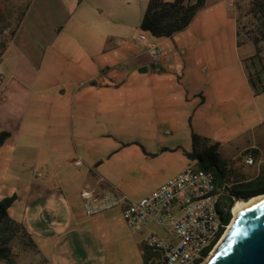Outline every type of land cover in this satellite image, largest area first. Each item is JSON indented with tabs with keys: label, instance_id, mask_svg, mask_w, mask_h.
Returning <instances> with one entry per match:
<instances>
[{
	"label": "crops",
	"instance_id": "0c3cea01",
	"mask_svg": "<svg viewBox=\"0 0 264 264\" xmlns=\"http://www.w3.org/2000/svg\"><path fill=\"white\" fill-rule=\"evenodd\" d=\"M149 1L32 0L0 58V130L11 132L0 146L8 178L0 198L17 195L11 208L21 209L38 248L47 246L49 264L107 263L103 234L124 217L120 208L87 216L84 189L125 193L113 172L125 162L127 174L170 168L155 190L192 165L183 149H193V131L218 142L227 162L220 148L240 142L245 127L233 125L251 108L244 80L252 97L264 94L254 95L247 78L235 0H206L171 37L140 28ZM139 34L167 58L152 62ZM127 125L134 135H118ZM166 126L177 134L164 136ZM241 154L246 164L255 157L257 171L235 176L227 162L229 186L264 176V149Z\"/></svg>",
	"mask_w": 264,
	"mask_h": 264
},
{
	"label": "built area",
	"instance_id": "2783aa9c",
	"mask_svg": "<svg viewBox=\"0 0 264 264\" xmlns=\"http://www.w3.org/2000/svg\"><path fill=\"white\" fill-rule=\"evenodd\" d=\"M137 38L144 44V53L152 62L167 58L161 45L152 43L144 34ZM254 161L255 157L249 154L246 162L252 164ZM226 186H229L226 182L218 186L212 173L189 165L184 172L169 178L139 200L125 193L99 194L95 189H84L83 207L87 216L120 208L129 227L144 229L146 264H195L199 259H202L199 264H203L230 225L223 223L220 213L221 195ZM153 226L160 227L164 233ZM223 227L215 245L204 255V249Z\"/></svg>",
	"mask_w": 264,
	"mask_h": 264
},
{
	"label": "trees",
	"instance_id": "16d2710c",
	"mask_svg": "<svg viewBox=\"0 0 264 264\" xmlns=\"http://www.w3.org/2000/svg\"><path fill=\"white\" fill-rule=\"evenodd\" d=\"M32 0H27L25 8L22 10L19 23L11 31V38L15 35L26 11ZM206 5V0H150L143 16L140 28L150 33L154 37H171L175 33L185 29L192 22L197 12ZM246 5L248 9L243 12L241 0H237L238 13H235L237 22V43L243 45L251 41L256 48L253 55L244 57L243 63L247 78L254 95L264 93V55L261 43L264 41V0H250ZM247 19L244 24L249 27L248 37L242 39V19ZM8 28V25L1 24L0 34ZM1 36V35H0ZM10 38V39H11ZM8 40L0 39V58L8 45ZM11 136V132L0 130V146ZM193 149L191 151L183 149L185 155L192 161V165L197 169L213 174L215 183L223 186L227 181L228 168L218 149L219 143L213 142L208 137H203L196 132H192ZM264 190V176L252 178L244 181H236L226 189L221 195L223 207L220 209L221 219L224 224H229L232 220V207L236 200L250 199ZM17 199V195L6 196L0 200V261L14 264L13 247L11 241L18 235L28 238L31 245L36 247L34 239L27 227L9 216L8 210ZM224 227L218 233L217 238L204 249L203 254L217 242L223 233ZM147 250L145 247V260ZM199 259L195 264H199ZM146 264V261H145Z\"/></svg>",
	"mask_w": 264,
	"mask_h": 264
},
{
	"label": "rangeland",
	"instance_id": "374dc122",
	"mask_svg": "<svg viewBox=\"0 0 264 264\" xmlns=\"http://www.w3.org/2000/svg\"><path fill=\"white\" fill-rule=\"evenodd\" d=\"M225 2H228L227 0ZM224 2V3H225ZM250 0H241V6L243 12H246L248 5H246ZM27 0H0V20L1 24L8 25V28L4 31L3 34H0L1 40H8L11 38V31L19 23V17L22 10L25 8ZM233 10L235 13H238L237 0L234 1ZM229 14L233 12L228 11ZM247 19H242V39L248 37L249 27H245ZM182 32V31H181ZM264 55V41L261 43ZM256 51L255 45L248 41L242 45L240 52L243 56H251ZM243 75L240 80L243 79ZM245 82L244 90L241 91L245 93V98L247 100V106L251 108H246V115L244 116L241 122H235L234 127H241L244 125L245 133L239 139L238 144H228L226 143L220 151L224 157L227 158V162L233 167L232 173L235 176L242 175H253L257 171V164L251 166L245 163V155L241 154L247 148L257 146L264 149V94L262 96L252 97V92L248 89L247 83ZM252 99V100H249ZM254 100V101H253ZM251 117V118H250ZM126 119V118H125ZM250 119L256 121L255 125L249 126ZM125 122V121H124ZM163 135L169 138H172L177 134L178 130L171 126L163 127ZM134 129L130 126H126L124 129L118 128L117 134L120 136H131ZM107 142V141H104ZM111 144V142L109 141ZM110 147V146H109ZM7 156H0V186L7 183V176H1V167L4 166ZM116 164L121 163L122 161L117 162L114 159ZM129 170V169H128ZM170 171L165 169L162 171H154L141 169L139 171L126 173V164L125 162L118 164L116 167H113V172L115 177L120 183V188L125 192L129 198L133 200H139L143 196L147 195L149 191L154 190L155 185ZM8 187H4L0 190V195H7L6 193ZM14 195V194H12ZM4 197V196H3ZM2 198H0L1 200ZM13 205V204H12ZM121 210V209H118ZM122 212V210H121ZM9 216L14 220L21 222V209L20 208H9ZM11 214V215H10ZM123 215V213H122ZM123 218V216H122ZM234 215L230 224H234ZM156 230L161 233H164L163 230L158 226H153ZM112 235L103 234L107 242L108 257L106 264H144V255L142 253L143 245L141 240L143 238V229L131 228L127 225L125 219H121L120 224L116 225L113 229ZM226 232V231H225ZM138 238L140 240H138ZM35 242V241H34ZM36 247L31 245L28 241V238L23 236H16L12 241L11 245L13 247V259L14 264H49L47 261L48 248L45 244H40L38 248L37 243L35 242ZM40 249V251L38 250ZM213 254H211L203 264H208ZM0 264H8L7 262L1 260Z\"/></svg>",
	"mask_w": 264,
	"mask_h": 264
},
{
	"label": "water",
	"instance_id": "95a60500",
	"mask_svg": "<svg viewBox=\"0 0 264 264\" xmlns=\"http://www.w3.org/2000/svg\"><path fill=\"white\" fill-rule=\"evenodd\" d=\"M208 264H264V198L241 214Z\"/></svg>",
	"mask_w": 264,
	"mask_h": 264
},
{
	"label": "bare ground",
	"instance_id": "6f19581e",
	"mask_svg": "<svg viewBox=\"0 0 264 264\" xmlns=\"http://www.w3.org/2000/svg\"><path fill=\"white\" fill-rule=\"evenodd\" d=\"M263 198H264V195H259V196L251 197L250 199H247V200H244V199L236 200L233 207H232V213L234 215L235 222L241 217V214H243L247 209H250V208L256 206ZM235 222H234V224H235ZM234 224L229 225L228 229L226 230L225 234L223 235L219 244L217 245L216 249L214 250L213 256L216 254V252L220 249L222 244L228 238L230 231L232 230Z\"/></svg>",
	"mask_w": 264,
	"mask_h": 264
},
{
	"label": "flooded vegetation",
	"instance_id": "af4514ba",
	"mask_svg": "<svg viewBox=\"0 0 264 264\" xmlns=\"http://www.w3.org/2000/svg\"><path fill=\"white\" fill-rule=\"evenodd\" d=\"M261 193H264V190H263V192H261ZM260 194V193H259ZM264 195V194H263Z\"/></svg>",
	"mask_w": 264,
	"mask_h": 264
}]
</instances>
